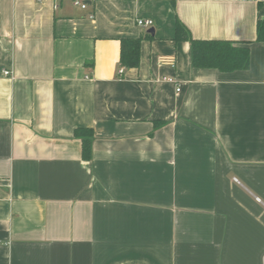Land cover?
<instances>
[{
    "label": "crops",
    "instance_id": "1",
    "mask_svg": "<svg viewBox=\"0 0 264 264\" xmlns=\"http://www.w3.org/2000/svg\"><path fill=\"white\" fill-rule=\"evenodd\" d=\"M83 1L0 0V264H264V0Z\"/></svg>",
    "mask_w": 264,
    "mask_h": 264
},
{
    "label": "trees",
    "instance_id": "2",
    "mask_svg": "<svg viewBox=\"0 0 264 264\" xmlns=\"http://www.w3.org/2000/svg\"><path fill=\"white\" fill-rule=\"evenodd\" d=\"M176 38L178 41L191 42L192 62L195 67L233 71L246 69L250 65V48L247 45H237L229 40L194 39L181 21H177ZM257 41L264 42V20L258 22ZM141 43V38L122 39L120 61L124 66H139ZM75 136L83 141V157L90 159L93 130L78 128L75 130Z\"/></svg>",
    "mask_w": 264,
    "mask_h": 264
},
{
    "label": "built area",
    "instance_id": "3",
    "mask_svg": "<svg viewBox=\"0 0 264 264\" xmlns=\"http://www.w3.org/2000/svg\"><path fill=\"white\" fill-rule=\"evenodd\" d=\"M73 3L75 5L81 6L82 8H87V4L83 0H73ZM93 17H94V15H91V18H93ZM137 23H138L139 26H142V27H151V26H153L154 21L152 19H150V18H146V19L139 18L137 20ZM3 73L5 75H9V74H11V71L5 69V70H3Z\"/></svg>",
    "mask_w": 264,
    "mask_h": 264
},
{
    "label": "water",
    "instance_id": "4",
    "mask_svg": "<svg viewBox=\"0 0 264 264\" xmlns=\"http://www.w3.org/2000/svg\"><path fill=\"white\" fill-rule=\"evenodd\" d=\"M148 32H150V33L154 34V32H155V29H154V28H150V29L148 30Z\"/></svg>",
    "mask_w": 264,
    "mask_h": 264
}]
</instances>
